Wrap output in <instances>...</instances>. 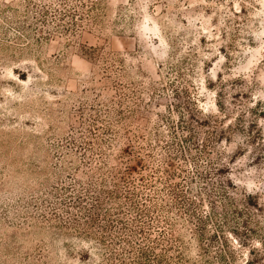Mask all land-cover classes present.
Here are the masks:
<instances>
[{
	"label": "rangeland",
	"instance_id": "obj_1",
	"mask_svg": "<svg viewBox=\"0 0 264 264\" xmlns=\"http://www.w3.org/2000/svg\"><path fill=\"white\" fill-rule=\"evenodd\" d=\"M0 264H264V0H0Z\"/></svg>",
	"mask_w": 264,
	"mask_h": 264
},
{
	"label": "trees",
	"instance_id": "obj_2",
	"mask_svg": "<svg viewBox=\"0 0 264 264\" xmlns=\"http://www.w3.org/2000/svg\"><path fill=\"white\" fill-rule=\"evenodd\" d=\"M140 210H142V209H140ZM133 229H130V231H132ZM140 230V229H139ZM141 231V230H140Z\"/></svg>",
	"mask_w": 264,
	"mask_h": 264
}]
</instances>
